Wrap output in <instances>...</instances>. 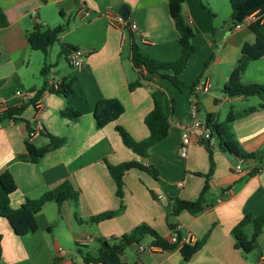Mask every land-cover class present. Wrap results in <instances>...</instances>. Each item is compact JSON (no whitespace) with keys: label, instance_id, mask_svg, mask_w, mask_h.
Listing matches in <instances>:
<instances>
[{"label":"crops","instance_id":"crops-1","mask_svg":"<svg viewBox=\"0 0 264 264\" xmlns=\"http://www.w3.org/2000/svg\"><path fill=\"white\" fill-rule=\"evenodd\" d=\"M124 6L128 26L121 29L111 25L110 19L121 14ZM0 10L6 21L0 26V113L24 101L15 91H28L34 99L41 90L39 108L34 104L37 99H28L20 115L23 120L0 122V173L8 171L16 184L10 206L17 208L25 199H37L64 180L78 192L76 203L46 202L36 215L34 232L18 235L0 216V264H53L54 258L56 264H84L82 247L94 252L99 239L119 237L142 223L166 239L177 231L181 242L167 250L152 246V238L145 235L138 244L124 249L120 256L124 264H264V226L255 248L248 253L235 246L232 233L246 213L264 216V169L250 176L253 159L244 160L214 146L215 165L204 193V210L197 215L186 210L170 213L173 198L198 197L205 184L202 174L209 170L208 153L195 135L187 155H179L181 133L191 121V87L200 76H206L211 87L197 95V118L204 122L206 114L213 113L223 121L231 111L234 119L230 128L240 149L252 152L264 147V108L249 110L262 103V98L223 92L229 82L264 84V55L248 62L244 71L237 64L245 47L255 41L251 25L254 13L239 15L233 21L229 0H183V18L194 31V53L179 75L182 86L177 88L151 77L130 91L128 84L137 78L129 52L132 40L144 53L160 60L172 61L180 55L178 32L167 0H0ZM64 22L67 29L60 34L59 42L49 47L50 67L42 75L44 55L30 48L26 34L36 25L54 27ZM132 23L136 29L129 27ZM61 44L84 51L79 69L72 67L65 55H59ZM57 87L75 95L64 96L55 91ZM151 88L164 92L169 127L147 156L139 157L124 146L116 126L123 127L135 140L148 135L144 117L152 108ZM100 98L118 99L124 111L116 120L97 128L93 112ZM66 107L79 113L75 121L60 116V110ZM38 123L42 131L35 132ZM47 133L64 137V143L38 162H31L26 142L45 145L49 141ZM130 160L154 167L158 178L135 168L126 171L120 199L106 162ZM236 166L241 172L234 171ZM107 211L117 213L98 222L89 221L91 216ZM252 230V224L244 226L247 239ZM207 232L203 245L185 259L182 245H192ZM85 236L93 240L80 245Z\"/></svg>","mask_w":264,"mask_h":264},{"label":"trees","instance_id":"trees-1","mask_svg":"<svg viewBox=\"0 0 264 264\" xmlns=\"http://www.w3.org/2000/svg\"><path fill=\"white\" fill-rule=\"evenodd\" d=\"M170 16L174 22V26L178 32V40L180 44V55L176 60L166 61L152 57L144 53L140 46L132 40L129 44L130 58L137 70V78L128 84V89L134 90L136 87L144 85L150 81L151 77L160 80L168 81L175 87L180 88L182 82L179 75L185 69L188 59L194 53V46L191 43V38L194 35L192 27L185 21L182 15L183 0H167ZM231 5V18L233 21L239 15L255 14V19L252 21V27L256 33L255 41L245 47L242 56L238 59L237 64L241 71H244L248 62L258 59L264 55V0H229ZM6 25L4 15L0 10V26ZM67 29V23H61L54 27L36 25L32 30L27 32L26 37L31 49L43 53L44 58L41 66V74L45 75L48 72L50 64L47 60V52L51 45L59 42V36ZM75 47L61 44L59 55H65ZM194 85V84H193ZM193 87V86H192ZM191 87V89H192ZM56 92L64 96L75 95L73 91L57 87ZM37 92L34 99L29 102H34L39 96ZM223 92L228 96H253L257 95L262 98L263 102L256 107H251L249 110L256 108H264V84L241 82H229L223 86ZM164 92L160 88H151L150 97L152 100V108L144 117V124L147 127L148 135L140 140L133 139L128 132L121 126H116V131L127 148L134 152L139 157H146L151 146L162 140L168 132L169 121L168 116L163 108ZM27 102L23 101L18 106H8L0 113V122L3 121H20L23 120L20 115ZM124 111L122 103L116 98H100L94 107V120L97 128H101L109 122L116 120ZM61 117L75 121L79 113L71 108L66 107L59 112ZM234 119V114L230 111L225 120L219 121L218 116L213 113H207L204 119V125L210 129L211 135L216 140V145H206L205 149L208 153L209 170L202 174L205 177V184L201 189L198 197L194 200H184L178 197L172 199L170 204V213L173 215L179 214L186 210L192 215H197L204 210V193L209 187V178L214 170L213 150L214 146L222 152L235 154L237 157L249 160L253 159L255 165L250 168L249 175H254L258 171L264 169V147L260 150L246 152L240 149L231 132L230 123ZM49 141L42 146H35L32 143L26 142V150L28 159L36 163L45 154L54 151L65 141L64 137H59L47 133ZM108 172L115 183V194L118 198L123 196V175L126 171L135 168L148 172L152 177L158 178L157 170L152 166H144L138 161L130 160L118 164L106 162ZM16 190L14 179L8 171L0 173V216L5 218L14 232L18 235H24L29 232H34L37 229L36 215L42 209V206L48 201L60 203L64 200H71L74 203L78 200V192L74 190L68 180H64L55 189L44 192L37 199H25L24 202L17 208L10 206V195ZM122 204L120 208H122ZM117 211H107L89 218L91 222H98L107 218L113 217ZM247 224H252V235L250 239L245 237L243 228ZM264 226V216H254L251 212L246 213L232 228V233L235 236V246L240 248L244 253L252 251L256 244ZM175 230L174 225L171 226ZM176 241L170 242L168 239L159 235L154 229L147 224L142 223L128 233L122 234L119 237H113L110 240L99 239V246L94 252H85L82 255L84 264L101 263V264H124L121 261V254L124 249L132 244H138L145 236L149 235L152 238V246L171 250L181 242L180 235L176 231ZM208 232L201 240L195 241L192 245L183 244L181 249L183 255L188 258L192 253L199 249L205 242ZM57 263V258H54L53 264Z\"/></svg>","mask_w":264,"mask_h":264},{"label":"built area","instance_id":"built-area-1","mask_svg":"<svg viewBox=\"0 0 264 264\" xmlns=\"http://www.w3.org/2000/svg\"><path fill=\"white\" fill-rule=\"evenodd\" d=\"M110 24L114 25L116 27H119L121 29H124L126 26H128L126 18H124L121 14H115L111 19H110ZM131 29H136V24L132 23L129 25ZM84 57V51L80 48H74L71 50L68 55L67 59L69 64L74 67L79 69L82 66V61ZM211 87L210 81L206 76H200L196 83L192 87V92L194 94V97L192 98L188 110L189 114L191 117L190 123H188L185 128L183 129L181 133V141L179 145V155L181 157H185L188 152V147L191 144V137L193 135L196 136L197 138V143L206 146V145H215L216 140L215 138L211 135L210 129L207 128L204 125V122L199 120L196 116L197 111H198V101H197V95H201L206 93ZM15 94L20 96L22 100L26 101L30 99V92L28 91H20L17 90L15 91ZM36 107L41 106L40 99H37L34 103ZM35 132H40L42 131V126L38 123L35 127ZM234 171L239 173L241 172L240 167L236 166L234 168ZM93 240V237L91 236H85L83 239L80 240V245H87ZM170 242H175L176 241V233L172 231L171 237L168 239ZM139 250H146L150 251L151 248H143L140 247Z\"/></svg>","mask_w":264,"mask_h":264},{"label":"water","instance_id":"water-1","mask_svg":"<svg viewBox=\"0 0 264 264\" xmlns=\"http://www.w3.org/2000/svg\"><path fill=\"white\" fill-rule=\"evenodd\" d=\"M120 12L124 18H127V8L125 6L121 8ZM84 50L86 51L87 49Z\"/></svg>","mask_w":264,"mask_h":264},{"label":"rangeland","instance_id":"rangeland-1","mask_svg":"<svg viewBox=\"0 0 264 264\" xmlns=\"http://www.w3.org/2000/svg\"><path fill=\"white\" fill-rule=\"evenodd\" d=\"M61 56V55H60ZM224 117H221V119L223 120ZM73 247L75 248V244H73ZM82 250L84 252L88 251V250H91V249H88L87 247H82Z\"/></svg>","mask_w":264,"mask_h":264}]
</instances>
